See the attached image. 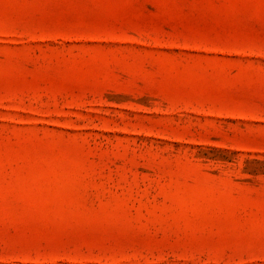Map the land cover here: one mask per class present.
Listing matches in <instances>:
<instances>
[{
    "label": "rangeland",
    "instance_id": "1",
    "mask_svg": "<svg viewBox=\"0 0 264 264\" xmlns=\"http://www.w3.org/2000/svg\"><path fill=\"white\" fill-rule=\"evenodd\" d=\"M0 264H264V0H0Z\"/></svg>",
    "mask_w": 264,
    "mask_h": 264
}]
</instances>
